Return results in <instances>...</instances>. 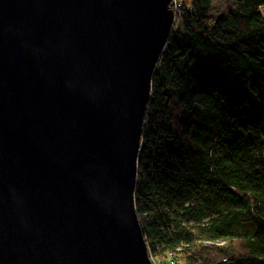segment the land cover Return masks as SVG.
Returning a JSON list of instances; mask_svg holds the SVG:
<instances>
[{"label": "water", "instance_id": "water-1", "mask_svg": "<svg viewBox=\"0 0 264 264\" xmlns=\"http://www.w3.org/2000/svg\"><path fill=\"white\" fill-rule=\"evenodd\" d=\"M171 0H0V264H153L134 205Z\"/></svg>", "mask_w": 264, "mask_h": 264}, {"label": "trees", "instance_id": "trees-1", "mask_svg": "<svg viewBox=\"0 0 264 264\" xmlns=\"http://www.w3.org/2000/svg\"><path fill=\"white\" fill-rule=\"evenodd\" d=\"M182 5L151 76L134 205L152 261L264 264V0Z\"/></svg>", "mask_w": 264, "mask_h": 264}, {"label": "rangeland", "instance_id": "rangeland-1", "mask_svg": "<svg viewBox=\"0 0 264 264\" xmlns=\"http://www.w3.org/2000/svg\"><path fill=\"white\" fill-rule=\"evenodd\" d=\"M188 2H189V0H171L170 9L175 14L174 27L177 26V24H178V14H179L180 8L182 7V5L188 4ZM231 6H232V4L225 1V0H213L212 4H211V7H212L211 13L213 15L223 13L225 11V9H228ZM156 262H158V261H156Z\"/></svg>", "mask_w": 264, "mask_h": 264}, {"label": "built area", "instance_id": "built-area-1", "mask_svg": "<svg viewBox=\"0 0 264 264\" xmlns=\"http://www.w3.org/2000/svg\"><path fill=\"white\" fill-rule=\"evenodd\" d=\"M151 261H152V260H151ZM152 263H153V264H160V262H156V261H155V262L153 261Z\"/></svg>", "mask_w": 264, "mask_h": 264}]
</instances>
